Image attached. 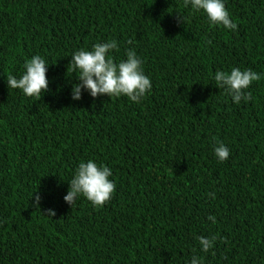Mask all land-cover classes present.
Masks as SVG:
<instances>
[{"label":"trees","instance_id":"16d2710c","mask_svg":"<svg viewBox=\"0 0 264 264\" xmlns=\"http://www.w3.org/2000/svg\"><path fill=\"white\" fill-rule=\"evenodd\" d=\"M223 2L235 31L183 0H0V264H264V0ZM109 40L116 63L136 51L151 91L73 100L71 56ZM36 55L39 100L7 83ZM233 68L260 74L251 101L216 86ZM89 160L116 190L72 208ZM201 236L217 237L208 252Z\"/></svg>","mask_w":264,"mask_h":264},{"label":"clouds","instance_id":"9594fccd","mask_svg":"<svg viewBox=\"0 0 264 264\" xmlns=\"http://www.w3.org/2000/svg\"><path fill=\"white\" fill-rule=\"evenodd\" d=\"M183 2L184 7L190 4L195 11L203 10L212 24L222 25L233 31L237 30L238 26L230 18L223 0H183ZM129 43L131 44L132 41L130 40ZM113 50H119L118 44L115 40H109L95 44L91 51L81 49L71 56L69 66L74 72H78L77 78L80 81L73 85V100H80L82 90H87L93 98L102 95L111 98L126 96L131 101L139 103L151 91V80L144 74L142 61L138 58L136 51L128 50L127 59L116 63L111 56ZM24 67L26 71L19 79L7 75L9 89L22 90L26 96L39 100L49 90L48 65L41 56L36 55L27 60ZM260 78V74L251 69L242 71L239 68H233L230 73L217 71L214 76L216 86L230 94L237 104L241 100L245 102L252 100L251 93L246 90ZM215 155L220 162H224L229 158L230 152L221 143L215 148ZM111 176L112 171L109 167L99 166L92 160L81 161L74 178L69 182L70 188L64 200L73 208L77 198L82 195L94 206L103 207L111 200L116 190L115 183L109 179ZM209 195L215 198L214 193ZM40 200L41 197L35 195L37 207ZM47 215L54 217L56 213L49 209ZM208 219L215 223V216H209ZM198 239L202 250L208 252L213 248L217 237L201 236ZM191 264H200V260L194 256Z\"/></svg>","mask_w":264,"mask_h":264}]
</instances>
